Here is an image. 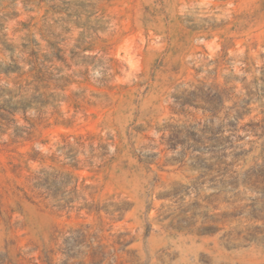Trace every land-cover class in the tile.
I'll list each match as a JSON object with an SVG mask.
<instances>
[{"label":"rangeland","instance_id":"rangeland-1","mask_svg":"<svg viewBox=\"0 0 264 264\" xmlns=\"http://www.w3.org/2000/svg\"><path fill=\"white\" fill-rule=\"evenodd\" d=\"M0 264H264V0H0Z\"/></svg>","mask_w":264,"mask_h":264},{"label":"trees","instance_id":"trees-1","mask_svg":"<svg viewBox=\"0 0 264 264\" xmlns=\"http://www.w3.org/2000/svg\"><path fill=\"white\" fill-rule=\"evenodd\" d=\"M30 55L35 60L39 59L38 51L32 49ZM58 59L63 60L60 58V56H58ZM85 146V140L81 139L80 136L74 141V143L65 141V143L59 148V153L65 154V157L75 159L78 153L85 152ZM88 149L91 153L90 157L92 158L94 156L93 151L96 150L97 147L93 146V143H89ZM103 155L105 154H101L99 156L100 159L104 157ZM87 160L90 163V159L88 158ZM31 186L33 189L37 190L41 195H43L44 198L50 199L53 202V205L60 209H70L74 206V197L78 191V184L76 182L72 183L71 181L66 180V177L61 172H52L48 171L46 168H40L32 176ZM65 194H69L70 196L66 198Z\"/></svg>","mask_w":264,"mask_h":264}]
</instances>
